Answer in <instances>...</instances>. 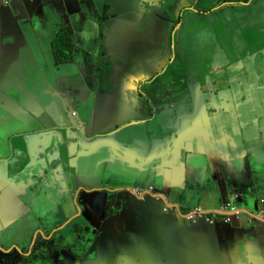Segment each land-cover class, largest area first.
I'll return each instance as SVG.
<instances>
[{
  "label": "crops",
  "instance_id": "crops-1",
  "mask_svg": "<svg viewBox=\"0 0 264 264\" xmlns=\"http://www.w3.org/2000/svg\"><path fill=\"white\" fill-rule=\"evenodd\" d=\"M150 2L144 33L143 0H0V264H264V114L228 83L248 55L264 67V0L227 32L247 6ZM200 78L214 112L190 95ZM229 201L243 210L186 221Z\"/></svg>",
  "mask_w": 264,
  "mask_h": 264
},
{
  "label": "flooded vegetation",
  "instance_id": "flooded-vegetation-1",
  "mask_svg": "<svg viewBox=\"0 0 264 264\" xmlns=\"http://www.w3.org/2000/svg\"><path fill=\"white\" fill-rule=\"evenodd\" d=\"M148 1H152V0H148ZM209 1L210 0H198V2L195 3V5H197L199 8H198V10H195V14H208V15L214 14L215 12H218L219 10H222L223 8L227 7L224 5L226 3L232 5L233 7L247 6V12H249V16L247 17L246 15L244 16V15H241V13H238L235 16L233 22L223 23L221 25L220 28L223 32H227L229 30V28L232 27V23L238 22L239 26L242 27L244 24L251 23V22L253 23L256 20L254 18H258V15H257L258 5L256 3L257 0H227V1L226 0H212L211 3H208ZM5 4H7V2H5ZM248 6L250 8H248ZM136 8L138 10L140 8H143L144 9V15H146V17L149 15V12L151 10V7H148L147 5H144L143 3L141 5H138ZM252 12H254L256 14L255 17L252 16ZM156 20L158 23V20H161L160 16H158ZM144 25L145 24L141 21L140 26H144ZM250 26L251 25H249L248 29H250ZM140 31H141V28H140ZM253 36H254V34H252L251 36L248 37L246 47L248 45L249 40ZM255 37L256 38L259 37L261 39H264V34L262 32H258V34H256ZM247 58L248 59L246 61H249V62H248V65L245 66V68L241 69L242 74L239 75V77L237 76L238 78H236V80L234 82H231L229 80V82H228L230 84L229 89L231 91L233 90V93H234V95H236V97L239 95L243 96L242 99L240 100L242 103L245 102L246 100H249L247 107H245V105L242 106V108L244 110H246V111H242V112H244L246 114H254V115H258L261 113L264 114V78L257 80V79H255V77L252 76V74L248 75L249 72L252 73L253 70H255V69H257L258 72L263 71L264 67H263V64H262V66L258 65L257 62L260 60V58H255L253 56V54H251L250 56L248 55ZM263 60H264V57H263ZM255 64H256V66H254ZM247 67H250V68L247 69ZM222 71H223V73H225L224 70H222ZM243 75L244 76L248 75V76H246V78H244ZM224 80L228 81V77L226 76L224 78ZM199 81L203 85V83H205V78L204 79L200 78L199 80H196L194 83H190L189 84V92H191L190 88L192 87V85H194L195 83H197ZM203 87H204V85H203ZM43 92H45V91L43 90ZM15 95L20 99L24 98L25 96L28 98L29 96H31V92H30V90H28L27 92H24L21 90H16ZM41 95L43 98L46 97L44 94H41ZM22 101L20 103H22ZM240 101H239V103H241ZM221 104L226 106V105H228V102L225 99H222L220 102V105ZM8 123L9 122L7 121V124ZM237 198H238V195H237ZM229 202L225 203L224 205L228 204ZM237 207L239 208V211L243 210V207H240V206H237ZM262 213L261 212L258 213L256 217L260 216V218L264 219V212L262 211ZM186 221L194 224L200 220L191 221V220L186 219ZM28 252H29L28 250H25L24 254L26 255V254H28Z\"/></svg>",
  "mask_w": 264,
  "mask_h": 264
},
{
  "label": "rangeland",
  "instance_id": "rangeland-1",
  "mask_svg": "<svg viewBox=\"0 0 264 264\" xmlns=\"http://www.w3.org/2000/svg\"><path fill=\"white\" fill-rule=\"evenodd\" d=\"M119 5V4H118ZM119 8H117V10H118ZM127 23H130V24H135L136 23V20L135 19H132V18H130V19H128L127 21H126ZM139 22V21H138ZM158 22H159V24H160V26L163 28V29H165V30H169V28L172 26V21H164V20H158ZM165 37H167V36H165ZM161 39H163V38H161ZM258 44H260V43H258ZM248 49V48H247ZM240 53L238 54V58L242 55L241 54V51H239ZM243 53V52H242ZM245 55L247 54L246 52L244 53ZM256 54V53H255ZM254 54V55H255ZM143 56H144V54H143ZM142 58H144V65L145 66H147L148 65V60L146 59V57H141V58H136V60L134 61V63L137 65V68H135V67H128V69H126L125 70V73L127 74V76L128 77H139V76H141L142 75V66H140L141 65V61H142ZM231 58H233L232 57V54L230 55V57H229V59L228 60H230ZM241 60V59H240ZM230 61H235V59H232V60H230ZM140 64V65H139ZM158 65V64H157ZM228 69V67L226 68V70ZM136 70H138V73L137 74H135L134 72L136 71ZM147 69H144V73H145V71H146ZM143 73V74H144ZM163 73H161L160 75H158V77H160L161 75H162ZM242 73H241V71H240V73H239V75H241ZM258 74V70L257 69H255V75H257ZM243 77L244 78H246V76H244L243 75ZM199 84H200V86H201V91H200V93H199V99H201L202 100V102H200V100L199 99H195V101L196 102H194L193 101V99H192V102H194V103H201L202 104V107H200L202 110H204L205 112H207V113H211V112H214V110H213V107L214 106H212V103H213V100L211 101V99L209 98V94H210V92H211V90H212V88H213V86H215L214 84H213V82H211V79L209 78V82L207 83L208 84V89L206 90L204 87H203V85L205 86V83H203V85H202V83L199 81ZM216 89H220L219 88V86L216 88ZM208 90H209V92H208ZM242 95H239V96H237L236 97V103L237 104H239V101L242 99ZM241 102V101H240ZM193 103V104H194ZM248 103H249V100H246L245 102H241L240 104V107H242L243 105H245V107H247V105H248ZM195 105V104H194ZM235 120V119H234ZM187 216V215H186ZM256 216H257V214H256ZM187 218V217H186ZM188 220V219H187ZM199 220H201V219H199Z\"/></svg>",
  "mask_w": 264,
  "mask_h": 264
},
{
  "label": "built area",
  "instance_id": "built-area-1",
  "mask_svg": "<svg viewBox=\"0 0 264 264\" xmlns=\"http://www.w3.org/2000/svg\"><path fill=\"white\" fill-rule=\"evenodd\" d=\"M135 191L137 190L135 189ZM238 212H239V208L236 205L229 202L228 204L224 205L222 208L217 210L209 211V210H204L201 207L193 208L191 209V211L188 212L186 217L188 220L196 221L206 216L208 218L207 221H212V218L216 215H219V213H223L229 216L231 214H237ZM225 221L228 222L229 217L225 218Z\"/></svg>",
  "mask_w": 264,
  "mask_h": 264
},
{
  "label": "water",
  "instance_id": "water-1",
  "mask_svg": "<svg viewBox=\"0 0 264 264\" xmlns=\"http://www.w3.org/2000/svg\"><path fill=\"white\" fill-rule=\"evenodd\" d=\"M162 19L164 21H167L163 17H162ZM142 22L145 25L140 27L141 28V31H143L144 33H146L145 31H147V29L149 28L148 31L150 30V32H151L152 31L151 30V26L153 25L151 23L152 21L150 19H148L146 17V15H144V17L142 18ZM165 32H166L165 36H167V37H165L163 39H158V40H162L163 41V44L165 46H167V48H169V51L170 52H172L173 36L171 34H169L167 30H165ZM144 37H146V36H144ZM155 40H156L155 37L152 34H149V33H147V37L144 39L145 42H147V41H150L151 42V41H155ZM118 58L120 59V57H118ZM190 90H191V92H190L191 97H193L194 99H199L198 98V95H199V93L201 91V86H200L199 82H197L194 85H192V87L190 88ZM199 100H200V102H202L201 99H199Z\"/></svg>",
  "mask_w": 264,
  "mask_h": 264
},
{
  "label": "trees",
  "instance_id": "trees-1",
  "mask_svg": "<svg viewBox=\"0 0 264 264\" xmlns=\"http://www.w3.org/2000/svg\"><path fill=\"white\" fill-rule=\"evenodd\" d=\"M226 1H227V0H226ZM148 2H149V3H148ZM148 2H146V0H143V4H144V5H147V6H151V5L157 6L156 4H152L150 1H148ZM153 10H154V11H157V10H155V9H153ZM158 23H159V22H158ZM173 30H174V26H173V27H170L169 30H167V31H168L169 34L172 35Z\"/></svg>",
  "mask_w": 264,
  "mask_h": 264
}]
</instances>
